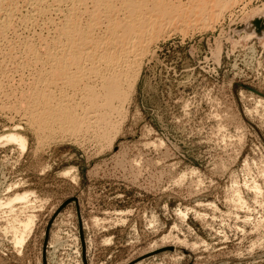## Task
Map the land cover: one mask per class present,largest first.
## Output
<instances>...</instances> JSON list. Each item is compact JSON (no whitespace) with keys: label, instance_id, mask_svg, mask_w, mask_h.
I'll return each mask as SVG.
<instances>
[{"label":"rangeland","instance_id":"1","mask_svg":"<svg viewBox=\"0 0 264 264\" xmlns=\"http://www.w3.org/2000/svg\"><path fill=\"white\" fill-rule=\"evenodd\" d=\"M32 1L0 0V264H84L81 230L88 264H264V0L204 28L219 12L211 1L163 0L177 6L161 18L145 6L165 35L132 88L123 77L129 97L110 122L90 113L79 132L37 128L26 103L68 14L84 29L91 14L109 18L98 0ZM68 94L80 114L90 106Z\"/></svg>","mask_w":264,"mask_h":264},{"label":"bare ground","instance_id":"2","mask_svg":"<svg viewBox=\"0 0 264 264\" xmlns=\"http://www.w3.org/2000/svg\"><path fill=\"white\" fill-rule=\"evenodd\" d=\"M81 1L83 0H79V2ZM107 1L98 0L100 9L101 6H104V15L109 18V21L106 19L108 22L105 23L106 26L102 22L101 14L94 13L89 16L88 26L84 29L78 14L72 11L68 14V18L66 17L67 20L64 19L65 22L56 28L55 39L57 41L54 40L55 43H52L54 46L52 44V46H49L51 48L47 47L45 64L42 63L47 65L48 68L44 67L46 70L40 72L38 78L40 87L36 86L33 90H30L28 96L30 99L28 98L27 108H25L31 122L35 123L38 126L37 128L47 129L49 127L50 129L56 126L58 130L79 132L82 129L91 127V121H87L89 119L87 115L90 113H95V115L93 114L97 119L95 121L110 122V115L117 108L116 101L122 102L129 97V91L125 90V86L122 85L123 77L124 82L128 81L132 88L134 86L132 82L136 81L139 72V65H142V60L149 51L151 43L165 35L163 29L158 27V23L163 20L160 21V14L165 16L177 6L174 7L172 2H170L172 3L171 6L169 2L164 4L165 1L163 2V0L162 2H155L156 0ZM210 1L219 8V12L218 14L212 13L210 21L208 23L204 22L203 28L210 25V27H214V23L218 22L221 16H224L226 10L232 9L231 7L236 6L242 0H206L204 4L209 5ZM42 2H38L40 6L37 5L41 13L44 10H49V7L45 9V3ZM145 6L149 9L152 6L150 11H157L160 18L155 17L156 14L148 11L149 9ZM144 7L145 9H143ZM263 8L262 12H264ZM115 11L117 13H114ZM148 15L150 17H147ZM260 17L264 19V14ZM7 23L10 22L2 23L3 27L0 24V38L3 36L5 28L9 27ZM186 29L188 30V28ZM94 32H96L95 35H93ZM249 34L251 35V33ZM4 35L6 34L4 33ZM137 43L140 45V48L138 45L139 49H137L139 57L138 59L131 58V54L136 52L135 46ZM32 59L40 60L39 56L36 57V54ZM107 70H113V72L105 73ZM72 76H77V80H81L71 83ZM98 81L101 82V85ZM70 85L74 86V91L77 90V94L81 93L83 98L88 101L90 106L82 107L84 113L80 114L79 110L74 108L73 101L70 99L72 97L68 94ZM109 122H107V125ZM51 130L53 131V129ZM3 138H5V135H3ZM0 139L2 138L0 137ZM6 140L18 142L20 148L27 149V139L19 133H8ZM27 197L28 194L17 195L7 203L12 204L15 200H24ZM33 225L34 218L29 217L24 224L25 228L21 235L16 236L18 244L23 246Z\"/></svg>","mask_w":264,"mask_h":264},{"label":"water","instance_id":"3","mask_svg":"<svg viewBox=\"0 0 264 264\" xmlns=\"http://www.w3.org/2000/svg\"><path fill=\"white\" fill-rule=\"evenodd\" d=\"M257 25L258 27H263L264 25V19H261V20H258L257 21ZM262 31V30H261ZM77 199L74 198L72 200H68L67 202H65L59 209L58 211L55 213V215L53 216V218L51 219V222L47 228V231H46V239H45V246H47V242H48V238H49V235H50V228H51V225L54 221V219L56 218V216L58 215V213L71 201H76ZM81 239H82V248H83V253H84V264H88V260L86 258V255H85V249H86V243H85V239H84V233L83 231L81 230Z\"/></svg>","mask_w":264,"mask_h":264}]
</instances>
